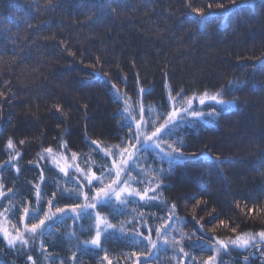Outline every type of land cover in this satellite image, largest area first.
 I'll return each mask as SVG.
<instances>
[{
    "label": "trees",
    "instance_id": "trees-1",
    "mask_svg": "<svg viewBox=\"0 0 264 264\" xmlns=\"http://www.w3.org/2000/svg\"><path fill=\"white\" fill-rule=\"evenodd\" d=\"M208 2L193 0L197 7ZM223 2L229 6L228 0ZM211 12L203 25H197L184 0H0V166L8 161L9 137L21 152L14 162L19 173L10 166L0 171L5 192L0 202L9 203L10 187L19 190L17 199L31 200L29 192L39 182L41 168L49 193L54 190L57 170L48 161H41L40 168L30 161L35 162L42 146L55 147L61 136L68 155L88 154L91 139L119 142L126 130L119 127L122 101L112 84L133 100L139 87H151L154 91L146 102L159 104L166 101V81L191 92L219 86L228 77L243 82L236 92V107L222 114L215 126L182 130L190 152L199 156L208 151L222 162L189 160L166 180L171 187L164 195L178 204L188 222L186 232L198 229L199 220L209 236H233L230 228L212 220L217 213L226 221L232 217L231 226L238 224V232L264 228V216L238 214L235 207L236 200L243 205L249 197H260L257 204L264 205V0L228 17L215 8ZM96 72L108 75L101 79ZM93 158L100 163L99 155ZM86 159L87 155L81 158L82 167ZM193 196L207 204L196 207ZM150 211L164 214L159 208ZM64 224L67 227L58 226L59 233L76 230L71 219ZM87 238V233L80 235V240ZM49 239L54 242L47 244L48 252L59 258L55 264L60 259L74 264L71 256L76 249L69 251V241L59 234ZM106 247L113 264H128L122 254L135 250L121 239H111ZM171 256V251L162 253L158 264H177ZM245 256L249 254L239 253L235 264H242ZM77 257L81 264H100L103 253L77 252ZM25 262L26 255L10 250L0 236V264ZM249 264L264 262L252 256Z\"/></svg>",
    "mask_w": 264,
    "mask_h": 264
},
{
    "label": "snow or ice",
    "instance_id": "snow-or-ice-1",
    "mask_svg": "<svg viewBox=\"0 0 264 264\" xmlns=\"http://www.w3.org/2000/svg\"><path fill=\"white\" fill-rule=\"evenodd\" d=\"M184 2L194 14L191 20L197 25H203L214 8L228 17L255 4V0H228L229 6L226 7L223 0H209L206 5L197 7L193 0ZM107 75L106 72H96L101 79ZM242 83L225 77L219 86L189 92L184 88L177 90L166 81V101L159 104L146 102L145 98L153 94L151 87H139L137 99L133 100L127 92L121 95L120 89L112 84L117 100L122 101L118 123L121 129L126 130L125 134L119 137L116 144L99 139L89 140L88 154L71 151L68 155L70 150L63 136L55 147L42 146L36 153L35 162L30 163L40 168L41 161H48L57 170V177L52 179L54 190L49 193L43 168L39 182L32 184L29 192L31 200L23 196L17 199L19 190L7 189L11 193L6 197L9 203L0 202V236L7 247L26 255L25 264H43L45 261L55 264L59 258L48 252L47 244L54 242L49 238L58 234L69 241V251L73 247L76 249L71 256L74 264H81L77 252L81 256L89 252L96 255L103 253L100 264L103 261L113 264L106 247L111 239L130 242L134 247V251L122 254L128 264H158L161 254L169 251L172 252L171 259L177 264H185V260L187 264H225V256L231 258L232 252L239 254L244 251L249 252V256L244 257L242 264H249L255 252L264 255V228L255 232H238V224L231 226L235 223L232 217L226 221L219 219V213L215 216L209 213L213 221H218V226L230 228L234 235L224 238L215 234L209 236L199 220H196L198 229L186 232L184 229L188 222L179 214L178 204L164 195L171 187L166 180L189 160L222 162L219 155L213 158L208 151H201L199 156L190 152L182 130L197 125L215 126L222 114L236 107V92ZM54 107L57 112L61 111L60 105ZM19 143L23 145L25 141L20 140ZM5 148L8 161L0 166V171L10 166L19 173L20 168L14 162H18L21 152L11 137ZM93 154L100 156V163L93 158ZM86 155L82 167L81 158ZM94 167L96 171H93ZM3 189L4 184L0 181V197H5ZM190 199L195 200L196 207L207 204L206 200L196 196ZM244 199L243 205L240 200L235 201L238 214L252 218L255 215L264 216V205L257 204L260 197ZM250 204L253 206L249 207ZM151 208H159L164 214L157 216L150 211ZM121 216L126 219L118 220ZM69 219L76 224V230L59 233L58 226L67 227L64 222ZM13 220L15 223H11ZM126 224L132 227H126ZM54 228L57 231L54 232ZM209 231L214 233L215 229ZM85 233L88 238L80 240V235ZM31 251L38 252V257L28 254ZM60 264L68 262L60 259Z\"/></svg>",
    "mask_w": 264,
    "mask_h": 264
},
{
    "label": "rangeland",
    "instance_id": "rangeland-1",
    "mask_svg": "<svg viewBox=\"0 0 264 264\" xmlns=\"http://www.w3.org/2000/svg\"><path fill=\"white\" fill-rule=\"evenodd\" d=\"M253 251H255V250H253ZM240 253H241V255H243V254H245V253H248V254H249V252H247V251L240 252ZM237 255H238L237 252H232V254H231V258L228 257V256H225V257H224L225 264H235L236 261L234 262V260H237V259H235ZM252 256H253V257H256V259L260 260L262 263L264 262V255H262L260 252H255V254H254V255H251V257H252ZM251 257H250V258H251ZM232 262H233V263H232Z\"/></svg>",
    "mask_w": 264,
    "mask_h": 264
}]
</instances>
